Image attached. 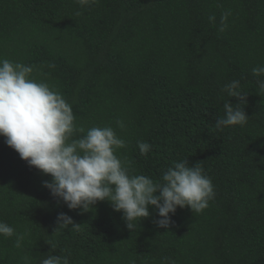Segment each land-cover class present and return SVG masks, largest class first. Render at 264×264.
Listing matches in <instances>:
<instances>
[{
  "label": "trees",
  "instance_id": "trees-1",
  "mask_svg": "<svg viewBox=\"0 0 264 264\" xmlns=\"http://www.w3.org/2000/svg\"><path fill=\"white\" fill-rule=\"evenodd\" d=\"M221 32V16L229 11ZM215 16V22L209 17ZM0 59L32 66L71 105L77 129L110 126L131 174L159 181L174 163L197 164L215 198L200 213L158 212L129 230L110 202L69 210L0 136V221L25 234L0 235V264H264V0H0ZM54 65V67H52ZM239 80L248 123L217 130L224 86ZM244 105H242L243 107ZM122 121L124 127L118 126ZM151 150L142 155L138 142ZM60 213L80 224L55 233ZM55 233V234H54ZM51 246H54L53 250Z\"/></svg>",
  "mask_w": 264,
  "mask_h": 264
},
{
  "label": "clouds",
  "instance_id": "clouds-1",
  "mask_svg": "<svg viewBox=\"0 0 264 264\" xmlns=\"http://www.w3.org/2000/svg\"><path fill=\"white\" fill-rule=\"evenodd\" d=\"M98 2L76 0L82 8ZM230 15V10L222 14L219 31L227 28ZM215 19V16L209 17L210 22L214 23ZM32 72V66L0 59V136L30 167L51 176V182L44 181V187L69 210L88 212L98 202L108 201L114 211L122 213L126 227L134 230L142 219L150 216L149 206L160 217L154 223L165 229L173 223L170 214L175 215L178 207H188L196 213L209 207L215 198L214 185L198 164L188 166V161L176 162L156 181L144 174L130 173L116 155L126 143L112 127H92L86 135L73 139L76 131L84 129L76 128L71 105L47 83L30 79ZM252 73L256 77L264 76V66L253 68ZM258 88L264 93V80H258ZM223 90L238 102L233 104L228 100L223 104L225 115L216 119L215 128L245 126L249 120L244 110L247 94L240 81H231ZM117 124L124 127L122 121ZM138 148L142 155H147L151 145L141 141ZM56 223L55 233L65 229L79 232L81 228L66 213H60ZM0 235L15 236L17 248L25 238V234L16 233L2 221ZM41 264H69V261L67 257L50 254ZM162 264L175 262L165 259Z\"/></svg>",
  "mask_w": 264,
  "mask_h": 264
}]
</instances>
